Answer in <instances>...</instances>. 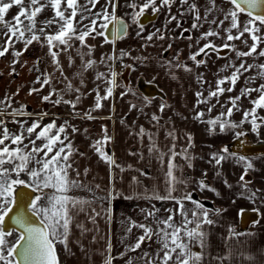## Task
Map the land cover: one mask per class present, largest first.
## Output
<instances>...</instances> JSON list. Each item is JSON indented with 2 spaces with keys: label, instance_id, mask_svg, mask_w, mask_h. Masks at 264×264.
Listing matches in <instances>:
<instances>
[{
  "label": "snow or ice",
  "instance_id": "1",
  "mask_svg": "<svg viewBox=\"0 0 264 264\" xmlns=\"http://www.w3.org/2000/svg\"><path fill=\"white\" fill-rule=\"evenodd\" d=\"M98 3L99 0H85L84 4H81L79 0H0V32L6 37L2 50H0V57L5 56L12 49L14 57L12 73H15V64L19 63L16 58L22 56L23 51L34 42L40 43L47 47L53 68L60 72L62 81L66 82L64 91L75 93L74 100H64L62 95L53 89L48 95L42 97V101L47 102L51 100L52 96L60 95V99L53 102L70 105L73 114L78 115L75 109L83 93L81 88L75 87L65 75L60 62L62 54H67L68 66L71 68L75 64L72 54L75 49V56L79 57L81 62L75 75L79 77L81 86L84 85V74L89 71L95 72L94 80L97 82L96 88L93 89L96 94L95 105L93 109L84 114L83 118L85 119H93L91 113L102 108V102L112 97L113 90L119 86L117 77L120 74L113 70V63L117 59L122 60L124 56L131 57V53L124 51H121L120 57L115 55L101 57L99 63L105 65L108 71L96 70L98 62L90 58L93 46L87 44V39L102 36L105 42H112L109 39L110 36L120 39L127 34L129 27L123 17L116 15L119 0H106L105 7L94 12ZM177 3L180 5V16H191L192 23L190 28H184L178 37H171V39H187L189 49L195 48V51L189 52L187 59L196 68H199L206 65L208 58L215 54L217 59H228V63L219 70L220 72L231 69L230 75L218 76L215 88L209 85L207 96L203 91H197L195 93L196 103L193 107L207 105L208 113H211L217 106L221 108L216 117L206 121L210 126V131L218 129L219 132L224 133L233 129H241V126L247 123L251 125V131L258 134L261 127H264V116L258 112L259 109H264V83L257 88L245 87L241 89L239 95H229L223 103H221L220 97L225 93H232L241 76L249 71L257 70L256 76L249 77L246 84H250L258 77L264 78V63H255L257 57L264 58V0H225V3L229 5L226 10L218 4L217 0H205L202 6L197 0H140V2L128 0L126 7L131 12L126 15H129L132 24L138 27L137 37H141L145 31V26L141 23L140 18L145 16L149 9L153 16L167 10L164 30L155 29L148 33L143 37L145 44L142 46H148L153 40L168 39L165 31L173 21L176 23V29H181L182 21L171 11ZM109 6L111 12H109ZM13 7H17L18 11L9 20L6 17ZM47 9L52 10V17L41 21L38 25V16ZM242 16H246L247 19L242 20ZM77 17H79L78 20ZM85 20H90V23L84 24ZM205 24H207L208 30L202 31L198 37H194L193 31H200ZM184 33H188L187 37ZM215 40H221L223 43L216 44ZM76 41L79 42V48L75 46ZM201 41L206 42L201 45ZM236 42L246 46L247 51L240 50ZM16 43H23L24 49L15 50ZM167 47L171 49L172 44L169 43ZM221 53L224 55L222 56ZM228 53H234L236 60L229 58ZM201 56L204 58L197 59ZM179 57L180 52L177 51L173 60L166 62L169 75L173 79L176 78V69L188 73L193 71L192 66L187 62L181 63ZM248 59L253 60V63H247ZM236 61L239 63L237 64ZM122 67L132 68L133 66L122 65ZM36 71L39 72V69L37 68ZM52 79V73L46 71L37 75L34 83L40 84V88H31L29 95L43 90L45 86L52 83ZM196 79L201 86L208 83L203 73H198ZM101 84L104 85V95L100 94ZM18 92L19 89L17 94ZM128 92H131V89L122 92L121 96ZM253 92L259 94L256 99L250 98ZM132 94L135 95V93ZM245 97L250 99L252 104L250 109L240 107L239 102ZM142 99L145 106L152 103L148 97ZM214 99L215 104L212 103ZM12 100L13 97L8 96L0 100V116L11 115L13 117L11 123L18 124L20 128L19 132H13L7 126V121L0 119V264H59L57 245L63 244L65 250H68L67 244L73 217L78 212L85 211V206L89 203L68 195L72 188L80 186L69 176V172L73 168L70 162L73 148L67 136L69 125L65 121L64 124L57 127L55 121H52L41 127L43 117H40L27 126L26 121L16 118L27 114L24 105L8 112ZM136 107L137 105L133 104L130 106V110ZM166 107V104L161 103L159 111L162 113ZM234 111L243 112L238 123L231 119ZM204 115L203 110L197 111L194 119L202 120ZM151 119L159 123V117L155 113ZM38 128L39 131H37ZM72 131L77 132L78 129L73 127ZM145 134L146 130L141 126L138 135L144 136ZM33 135L35 139H32ZM245 135L247 133L242 129L234 132V137L237 139ZM168 136L173 141L177 139L174 131H170ZM148 138L152 140L150 133ZM25 140H28L29 143L25 144ZM109 140L110 138L105 134L103 142L107 143ZM37 141H42V143L37 145ZM188 141L190 148V135ZM100 145L101 141L94 142L95 151L110 165H114L115 162L102 150ZM148 151L155 153L160 161L164 162L166 154L159 150L155 141L149 145ZM178 156L188 162L187 167H192V157L188 155V148L177 152L175 143H173L167 155V170L164 176L165 192L163 194L153 192L151 195L142 197L147 200H170L177 207L174 210L164 209L168 215L162 219L159 217L160 210L154 205L151 209H142L141 211L145 214V222L132 221L131 226L127 228L129 235L134 228L140 229L142 234L137 237L135 243L126 245L125 253H136L141 250L145 242L153 240L157 243L158 248L154 253L143 251L135 260L130 256L126 264H205L208 234L204 231V226L215 223L210 218V212L213 210L193 199L191 192H185L182 196L174 195L179 186H185L188 183L182 174H177L181 168L175 162ZM228 159L235 160L238 165L243 167V173L240 175L238 183L244 189L242 195L246 194L247 199L255 203L259 191L250 190L249 182L245 180L248 172L253 169V162L244 155L229 152L227 146L223 147L219 153H212L209 162H214V165L219 168ZM21 174H26L27 180L21 179ZM133 180L136 181V178L134 177ZM18 186L29 188L33 193H39L34 198H30L27 209L20 207L21 199L16 191ZM197 186L201 190L215 191L203 179L197 182ZM45 189H50L51 192H45ZM115 195L120 194L116 193ZM109 196L112 197L113 194L110 193ZM186 202L191 203L193 207L187 208ZM214 211L215 213L220 212L219 209ZM244 211L241 209L238 214L243 215ZM253 211H258V209L254 208ZM177 216L180 218L178 221L176 220ZM90 219L94 221L95 217H90ZM149 219H151V223ZM9 221L11 226H9ZM76 226L82 231H87L82 224ZM229 233L233 236L241 235L232 228H229ZM14 235L15 241L10 242L8 238ZM193 246L198 247L200 251H193ZM106 251L107 255L103 264H113L115 257L111 255L110 243ZM125 253L120 255L123 256Z\"/></svg>",
  "mask_w": 264,
  "mask_h": 264
},
{
  "label": "crops",
  "instance_id": "2",
  "mask_svg": "<svg viewBox=\"0 0 264 264\" xmlns=\"http://www.w3.org/2000/svg\"><path fill=\"white\" fill-rule=\"evenodd\" d=\"M197 2L202 6L205 0H197ZM217 2L225 10L229 7L225 0H217ZM166 11L157 15L154 20L144 24L145 31L141 37H137L138 27L132 24L131 19H125L129 27L127 34L122 38L113 39L111 40L112 42H105L104 37L96 36L94 39L90 38L86 41L88 45L93 46L90 58L98 62L97 71H108L105 65L99 63L101 57L113 55L120 57L121 51L131 53V57L124 56L122 60L117 59L113 63V70L120 74L117 77L119 86L113 90L112 97L102 102V108L91 113L93 119H85L83 117L95 105L96 94L93 91L97 84L94 80L95 72H86L83 77L84 85L81 86L79 77L75 75L81 63L79 57L75 56V49H73L72 53L75 64L71 68L68 66L67 54L60 56L65 75L75 87H80L83 93L75 109L78 115H73L72 118L65 120L69 125L67 127V136L73 148L70 157L73 168L69 172V176L80 185L72 188L68 195L86 200L89 203L85 206V211L78 212L73 217L67 244L68 250H65L63 244H61V247H57L59 264H103L109 243L111 244V255L115 257L113 264H126L130 256L135 260L143 251L156 252L158 245L153 240L152 242H145L141 250L136 253H125L126 245L135 243L137 237L142 234L140 229L134 228L129 235L127 228L131 226L132 221L137 223L145 222V214L141 211L142 209L148 210L154 205L160 210L159 217L162 219L168 215V212L164 211V209L174 210L177 207L170 200L158 201L142 198L151 195L153 192L158 194L165 192L164 176L167 170V155L173 143H175V151L180 152L182 149L188 148V155L192 157L191 168L187 167L188 162L182 157H176L175 162L181 166L177 174H182L188 183L185 186H179L174 195L182 196L185 192H191L193 199L202 203L205 201L209 202V204H203L206 208L213 210L210 212V218L215 223L204 226V231L208 234L205 264H264V153L252 154L257 155L252 158V161L256 160L255 165L245 177V180L249 182V189L259 191L255 203L249 201L246 194L242 195L244 189L238 183L239 177L243 173L241 165H238L233 159H228L217 168L214 162H209L211 154L219 153L225 146L228 147L229 152L247 155L230 150V143L236 139L234 132L242 129L252 142L264 141V127H261L258 134L253 133L251 125L247 123L242 125L241 129H233L224 133L219 132L218 129L210 131V126L206 121L216 117L220 113L221 108L217 106L211 113L207 112V105H200L198 108H194L193 106L196 103L195 93L203 91L204 95L207 96L209 85L215 88V81L218 76L231 74V69L225 72L219 71L228 63V59H217L216 55L212 54L208 58L206 65L196 68L187 59L189 52L195 51V48L189 49V41L187 39H171V37H178L180 31L184 28L191 27V16L181 17L179 11L172 13L182 21L181 29H176V23L173 21L165 31V35L169 37L168 39L162 41L153 40L148 46H142L145 44L143 37L148 33L155 31V29L164 30ZM147 13H151V11H147ZM241 19L244 20L247 17L242 16ZM207 30L208 26L205 24L200 31H193L192 35L198 37L200 32ZM184 35L187 37L188 33H184ZM0 37L4 40L6 39L2 32H0ZM205 42L201 41V45ZM169 43L172 44L171 49L167 47ZM215 43L221 44L223 41L215 40ZM236 43L240 50L247 51L246 46L239 42ZM75 46L79 48L78 41L75 42ZM23 49V43L15 44V50ZM177 51L180 52V62H187L192 66L193 71L188 73L176 69V78L173 79L169 75L166 62L172 61ZM221 55L223 56L224 54ZM227 55L232 60H236L234 53H228ZM25 58L28 61V58ZM203 58L201 56L197 59ZM13 59L12 49H10L4 60H8L9 64L13 66ZM37 60V64L41 65L39 74L45 71L52 73L53 79L50 85L45 86L43 90L37 93L36 104L41 105L43 109L47 108L48 115H56L54 113L62 105L67 106L73 112L70 105L65 103L55 104L53 102L60 99V95L52 96L50 101H42V97L48 95L53 89L60 93L64 100H74L75 93L64 91L66 82L62 81L60 72L53 68L47 47H42L41 58ZM236 63L238 64L239 61H236ZM247 63H253V60L248 59ZM255 63H264V58L257 57ZM122 65L133 66L129 68L127 84L121 79V74L125 69ZM256 71L252 70L241 76L235 90L220 97L221 103L226 101L229 95H239L241 89L245 87L257 88L264 83V78L258 77L250 84H246V80L249 77L256 76ZM198 73H203L205 80L208 81L207 84L201 86L197 82L196 75ZM10 75L13 78L10 83L29 92L30 78L27 71H24L23 75L20 70H15V73L11 71ZM18 80L19 82H17ZM138 80L154 84L160 94L148 95L143 93L138 88ZM37 86V88H40V84L37 83ZM127 89H131V92L121 96V93ZM11 92L7 91L4 95L13 97L11 102L12 109H18L21 105L26 107L27 114L16 118L26 121L27 126H30L35 121L32 117H39L40 113L32 111L33 107L32 104L30 105V99L24 102L23 98H15ZM132 93H135V95ZM100 94L104 95L103 84L100 87ZM258 95V93L253 92L250 98L256 99ZM143 97L150 98L152 103L145 106ZM161 103L167 105L162 113L159 111ZM212 103H216L215 99ZM133 104L137 105V107L130 110V106ZM239 104L242 109H250L252 107L250 99L247 97L242 98ZM200 110L205 112L203 119H194L196 112ZM8 112H11L10 108ZM258 112L261 116H264V109H259ZM154 113L159 117V123L151 119ZM242 116V111H234L231 119L238 123ZM11 117L9 114H4L0 116V119H5L8 122L7 126L11 131L19 132V125L11 123ZM63 119L61 118V121ZM50 122L43 120L41 127ZM62 124H64V121L58 123L57 127ZM141 126L146 130L144 136L138 135ZM73 127L78 129V131L73 132ZM37 131H39V128ZM170 131L175 132L177 137L175 141L168 136ZM149 133L152 136V140L148 138ZM105 134L110 138L107 143L103 142ZM189 135L191 136L190 148ZM32 139H35L34 135ZM95 141H101L100 147L115 162L114 165H110L95 151ZM153 141H155L159 150L166 154L163 163L155 153L148 151L149 145ZM24 143L28 144L29 142L25 140ZM41 143L42 141H37V145ZM218 172L219 175H217ZM134 177L136 181L133 180ZM20 178L27 180L23 174H21ZM201 179L215 191L199 189L197 182ZM110 193L113 194L112 197L109 196ZM116 193L120 195H115ZM128 197L132 198L129 199ZM186 207L191 209L193 205L186 202ZM254 208L258 209V211H253ZM216 209H219L220 212L215 213L214 210ZM241 209L256 214V219L250 222L246 229H241V215L238 214ZM96 213H99V215H96ZM90 217H95L94 221ZM179 219V216H177L176 220L178 221ZM149 222H152L151 219H149ZM77 224L84 225L87 231H82L76 226ZM229 228L234 229L241 235H231ZM193 251H200V249L193 246ZM121 253H125V255L121 256ZM249 257H251V260H249Z\"/></svg>",
  "mask_w": 264,
  "mask_h": 264
},
{
  "label": "rangeland",
  "instance_id": "3",
  "mask_svg": "<svg viewBox=\"0 0 264 264\" xmlns=\"http://www.w3.org/2000/svg\"><path fill=\"white\" fill-rule=\"evenodd\" d=\"M79 2L81 4H84L85 0H79ZM137 2H140V0H137ZM127 3H128V0H119V6L116 9V15L118 17H123L124 19H130V16L126 15L127 13L131 12V10L126 7ZM105 5H106V0H99V3L96 5V8L93 11L94 12L95 11H100L101 9H103L105 7ZM89 7H91V5H89ZM172 9H173L172 12H178V11L180 12V10H179L180 9V5L177 3L176 5H174L172 7ZM174 9H177V10H174ZM17 11H18V8L17 7H13L9 11V13L7 14L6 18L10 20L11 17L14 16L17 13ZM148 11H151V10L149 9ZM109 12H111V7L110 6H109ZM52 15H53V12H52L51 9L45 10L37 18L38 25H39V23L41 21H44L46 19L51 18ZM78 19H79V17H77V20ZM89 23H90V20H85L84 21V24H89ZM88 39H90V38H88ZM88 39H87V41H88ZM4 41L5 40L2 37H0V50H2V46L4 44ZM42 47L43 46L40 43L34 42L31 46H29L26 50L23 51L22 56L16 58V59L19 60V63L15 64V66H14V67H16L15 70L16 71L20 70V72H22L23 75H24V71H27L28 74H29V78H30L29 90L31 88H33V87H35V88L38 87L37 83H34V81L36 80L37 75H39V73H40L41 65L37 64V61H38L37 59L41 58ZM7 55H8V53L5 56L0 57V65H1L0 66V100H2L5 97V95H4L5 92H7V91L11 92V90H12V92H11L12 96H14L15 98H21V99L23 98L24 102L26 100L30 99L31 100L30 105L32 104V107H33L32 111L33 112L37 111V112L40 113V115L38 114L39 117L34 116V117H32V119L36 120V119H39L40 117H43L41 122L43 120L44 121H48V122L55 121L56 125H58V123H62V121L65 122L66 119H69L67 117H62V116H59V115H48L47 114V111H48L47 108L43 109V107L41 105L36 104L37 103L36 99H37V93L38 92H35V93L29 95L28 90L25 91L23 88L17 87V86L15 87L14 84L10 83L11 81H13V78L10 75L13 66H11V64H9L10 62L8 60L7 61L4 60ZM25 57L28 58V61H26ZM25 67H26V69H25ZM37 68L39 69V72L36 71ZM30 69H31V71H30ZM17 82H19V80ZM21 83H22V86H23V82L22 81H21ZM17 88L19 89L18 94H17ZM10 109H12V107ZM61 118L62 119L64 118V119L61 121ZM11 119H13V117H11ZM41 155H42V153H41ZM256 156L257 155H245V157L249 158L251 161H252V158H254ZM255 161H252L253 165H255ZM23 175L27 178L26 174H23ZM45 192L50 193L51 190L50 189H45ZM45 203H46V201H45ZM15 238L16 237L14 235L12 237H9L8 240L10 242H14ZM61 246H62L61 244L57 245V247H61Z\"/></svg>",
  "mask_w": 264,
  "mask_h": 264
},
{
  "label": "water",
  "instance_id": "4",
  "mask_svg": "<svg viewBox=\"0 0 264 264\" xmlns=\"http://www.w3.org/2000/svg\"><path fill=\"white\" fill-rule=\"evenodd\" d=\"M155 18L156 16H153L152 13H146V15L141 17L140 20H141V23L145 24L149 21L154 20ZM109 28H111V25H109ZM109 39L113 40L114 38L110 36ZM221 54H224V53H221ZM128 72H129V68H125L121 74V79L123 80L125 84H127L129 80ZM137 85H138V88L145 94H148V95L160 94L156 86L152 83H146L142 80H138ZM245 139H246V142L241 141V138L233 140L230 143V150L240 152L242 154H247V155L264 153V141L247 142V140L249 139L248 135H246ZM16 191L19 194L20 199H21L20 207H23L25 209H27V205L30 203V198H34L35 195H38V193H33L31 189L23 187V186H18ZM203 203L209 204V202H206V201ZM255 219H256V214H252L249 211H244L243 215L240 216L241 229H246L249 223L254 221ZM9 226H11L10 221H9Z\"/></svg>",
  "mask_w": 264,
  "mask_h": 264
},
{
  "label": "built area",
  "instance_id": "5",
  "mask_svg": "<svg viewBox=\"0 0 264 264\" xmlns=\"http://www.w3.org/2000/svg\"><path fill=\"white\" fill-rule=\"evenodd\" d=\"M54 114L67 118H72L74 115L70 108L65 105L60 106V108Z\"/></svg>",
  "mask_w": 264,
  "mask_h": 264
},
{
  "label": "flooded vegetation",
  "instance_id": "6",
  "mask_svg": "<svg viewBox=\"0 0 264 264\" xmlns=\"http://www.w3.org/2000/svg\"><path fill=\"white\" fill-rule=\"evenodd\" d=\"M245 137H246V135H245L244 137H241V141L246 142ZM236 139H237V138H236ZM247 142H252V141H251V139L249 138V139L247 140Z\"/></svg>",
  "mask_w": 264,
  "mask_h": 264
}]
</instances>
